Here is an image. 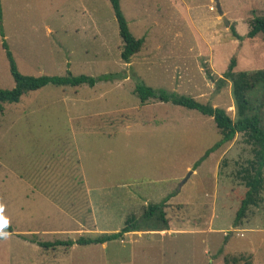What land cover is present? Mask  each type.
Returning a JSON list of instances; mask_svg holds the SVG:
<instances>
[{
	"label": "rangeland",
	"instance_id": "374dc122",
	"mask_svg": "<svg viewBox=\"0 0 264 264\" xmlns=\"http://www.w3.org/2000/svg\"><path fill=\"white\" fill-rule=\"evenodd\" d=\"M0 6V89L14 87L3 38L22 74L111 75L1 104L0 200L11 231L0 239V264H264V190L235 221L246 191L237 171L252 157L243 136L206 155L220 139L211 117L134 93L139 78L234 118L230 82L219 79L231 57L235 71L264 69V33L240 41L230 26L245 35L264 0H120L130 32L144 40L129 62L108 0ZM86 182L96 190L87 193ZM161 201L166 230L38 243L117 232Z\"/></svg>",
	"mask_w": 264,
	"mask_h": 264
},
{
	"label": "trees",
	"instance_id": "16d2710c",
	"mask_svg": "<svg viewBox=\"0 0 264 264\" xmlns=\"http://www.w3.org/2000/svg\"><path fill=\"white\" fill-rule=\"evenodd\" d=\"M108 1L113 10L118 26V33L123 44L120 56L124 62H129L130 58L141 49L144 40L143 38L134 37L130 32L120 7V0ZM230 31L232 37L237 40L253 39L258 34L264 33V16H254L249 21V29L245 35L239 34L233 26H230ZM2 47L5 50L9 72L14 81V87L11 89H0V106L2 103L19 102L21 96L26 92L37 90L48 84L55 86L69 85L73 87L85 84L92 87L99 80L111 78L110 74H104L97 78L85 74L73 76L70 73L62 76L25 75L19 72L4 38ZM235 66L236 59L235 57H231L227 69L223 73V78L219 79L220 83L230 82L235 108L234 118L223 108L199 102L190 96L178 94L174 91L153 88L141 82L139 78H136L134 93L141 103L147 101L149 98H154L161 102L171 103L211 117L219 131L220 139L212 147L207 149L206 155L233 140L236 134L240 133L243 136L244 142L250 146L252 157L237 171L240 180L246 188L235 215V221L238 222L246 215L250 206H258L263 201L261 193L264 190V69L235 71ZM163 204V201L148 204L140 219H137L134 215H130L117 232L102 233L96 236H81L75 240H56L53 242L38 243L45 248L58 245L103 244L107 241L118 239L129 232L166 230L168 229V222L163 210ZM7 231H11L10 227Z\"/></svg>",
	"mask_w": 264,
	"mask_h": 264
},
{
	"label": "clouds",
	"instance_id": "9594fccd",
	"mask_svg": "<svg viewBox=\"0 0 264 264\" xmlns=\"http://www.w3.org/2000/svg\"><path fill=\"white\" fill-rule=\"evenodd\" d=\"M6 205L0 200V239L7 240L10 237V232L7 229L10 227V217L6 214Z\"/></svg>",
	"mask_w": 264,
	"mask_h": 264
},
{
	"label": "water",
	"instance_id": "95a60500",
	"mask_svg": "<svg viewBox=\"0 0 264 264\" xmlns=\"http://www.w3.org/2000/svg\"><path fill=\"white\" fill-rule=\"evenodd\" d=\"M216 1H217V0H216ZM217 11H218L219 15L222 16L224 22H225L226 24H228L227 19H226V17L223 15V12H222V10H221V8H220V6H219L218 3H217Z\"/></svg>",
	"mask_w": 264,
	"mask_h": 264
},
{
	"label": "crops",
	"instance_id": "0c3cea01",
	"mask_svg": "<svg viewBox=\"0 0 264 264\" xmlns=\"http://www.w3.org/2000/svg\"><path fill=\"white\" fill-rule=\"evenodd\" d=\"M82 183H83V182H82ZM85 186H87V187H86V191H87V193L90 192V191H95V190H96L95 188H91L89 182H86Z\"/></svg>",
	"mask_w": 264,
	"mask_h": 264
}]
</instances>
